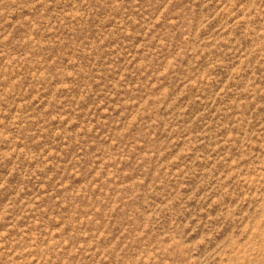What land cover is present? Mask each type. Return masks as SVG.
<instances>
[{
    "label": "rangeland",
    "instance_id": "374dc122",
    "mask_svg": "<svg viewBox=\"0 0 264 264\" xmlns=\"http://www.w3.org/2000/svg\"><path fill=\"white\" fill-rule=\"evenodd\" d=\"M0 264H264V0H0Z\"/></svg>",
    "mask_w": 264,
    "mask_h": 264
}]
</instances>
